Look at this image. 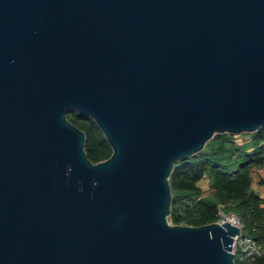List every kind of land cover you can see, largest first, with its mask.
Masks as SVG:
<instances>
[{"label":"water","instance_id":"obj_1","mask_svg":"<svg viewBox=\"0 0 264 264\" xmlns=\"http://www.w3.org/2000/svg\"><path fill=\"white\" fill-rule=\"evenodd\" d=\"M262 128L264 0H0V264H235L241 224L172 225L169 178Z\"/></svg>","mask_w":264,"mask_h":264},{"label":"trees","instance_id":"obj_2","mask_svg":"<svg viewBox=\"0 0 264 264\" xmlns=\"http://www.w3.org/2000/svg\"><path fill=\"white\" fill-rule=\"evenodd\" d=\"M67 119L85 134V153L93 164L112 156L92 119L76 112H69ZM240 136L247 141L240 144L238 135L216 134L202 151L175 164L169 178L172 225L202 227L217 223L221 211L234 213L244 226L243 235L264 244V200L252 189L254 173L264 168V128ZM202 182L208 188L203 189ZM249 264H264V258Z\"/></svg>","mask_w":264,"mask_h":264},{"label":"built area","instance_id":"obj_3","mask_svg":"<svg viewBox=\"0 0 264 264\" xmlns=\"http://www.w3.org/2000/svg\"><path fill=\"white\" fill-rule=\"evenodd\" d=\"M223 208L222 206H220ZM221 214H224L222 211L219 214L220 220L218 221L220 224L223 222H233V225H236V220L241 224V234L236 236L234 254L236 257L238 255L241 256L243 260L253 261L257 258H264V244L260 245L256 240L251 237H246L243 235L244 226L237 217L236 214H224L223 218L221 219Z\"/></svg>","mask_w":264,"mask_h":264},{"label":"crops","instance_id":"obj_4","mask_svg":"<svg viewBox=\"0 0 264 264\" xmlns=\"http://www.w3.org/2000/svg\"><path fill=\"white\" fill-rule=\"evenodd\" d=\"M201 187L203 189L208 188L207 182H202ZM252 189L254 192L262 199L264 200V168L258 169L254 175H253V184ZM264 207V205H263Z\"/></svg>","mask_w":264,"mask_h":264},{"label":"rangeland","instance_id":"obj_5","mask_svg":"<svg viewBox=\"0 0 264 264\" xmlns=\"http://www.w3.org/2000/svg\"><path fill=\"white\" fill-rule=\"evenodd\" d=\"M245 141H247V138L241 137L240 135H238V137H237V142L238 143L241 144V143H243ZM223 216H224V214H221V219L223 218ZM236 262H237V264H249V261L248 260H243L240 255H238L236 257Z\"/></svg>","mask_w":264,"mask_h":264}]
</instances>
